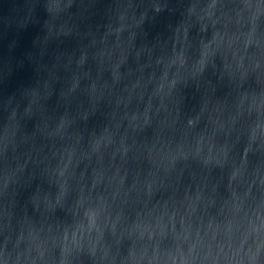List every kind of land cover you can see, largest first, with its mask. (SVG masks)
Here are the masks:
<instances>
[{
	"label": "clouds",
	"instance_id": "obj_1",
	"mask_svg": "<svg viewBox=\"0 0 264 264\" xmlns=\"http://www.w3.org/2000/svg\"><path fill=\"white\" fill-rule=\"evenodd\" d=\"M72 4L73 0H52V19L58 20L60 12L71 8ZM218 4L220 8L226 7L219 0H210L199 10L195 4L190 6L189 19L173 31L171 48L162 46L156 56L155 65L159 71H154L149 78L153 89L144 111L131 116L130 126L143 129L153 123L154 114L157 117L162 112L167 114L155 121L156 139L148 147L154 170L143 182L137 180L138 195L143 193L150 197L158 186L166 183L175 186L185 170L189 171L192 181L183 198L172 201L174 210L170 227L163 223V219L158 227L143 226L141 217L139 224L126 229L129 235L135 234L142 241L139 257L130 254L134 264L145 258L148 264H195L197 259H208L212 253L210 241L215 240L221 231L232 249L231 255L225 254L229 264L233 260L236 264H258L260 251L264 248V183H261L264 181V76L261 75L258 54L249 55L248 52L253 45H260L256 26L259 7L252 10L253 6L247 3L237 5L234 15L228 10L217 15ZM153 7L156 12L161 10L158 3ZM146 15V12L141 13L140 20L133 18V22H142ZM191 16H196L200 22L201 34L207 33L211 23L210 38L201 35L198 41L188 40ZM119 19L124 21L125 14L122 13ZM123 28L124 25L120 24L115 31L119 33ZM217 54L222 57L219 65L216 63ZM209 68L213 74L219 73L218 80L226 76L231 85L224 101H218L212 95L215 86L205 76ZM250 71L257 73L255 84L260 91L246 87ZM190 81L195 82L197 90L203 86L204 94L199 109L180 119L179 104L184 97L179 86H186ZM153 99L157 101L155 113L152 111ZM34 106L33 100L25 106L23 113L18 106L13 108L0 135L6 188L12 177L25 173L30 160L43 163L38 157L34 160L35 134L22 132L20 126L25 116L33 114ZM73 123L72 119L61 115L55 128L49 132L64 144L52 154L55 163L48 161L41 171L42 175L47 174L54 191H44L38 186L32 195L33 210L40 212L45 222L37 225L25 216L21 231L14 240L5 235V264L9 261L11 264H83L85 251L94 258V264L109 259L114 264L115 257L109 256L107 238L111 235L117 243L122 238L117 225L124 221L121 193L125 197L128 194L124 188V176L117 169L113 176L107 177V169L97 167L93 168L91 183H87L85 171H78V168L81 161L91 163L93 156L98 163L102 161V147L111 146L115 158L117 154L127 155L129 146L125 136L117 139L118 123L115 133L106 128L103 134L90 140V149L81 151L79 145L84 137L71 131ZM22 146L28 148L27 158L19 151ZM10 148L15 157L12 168L8 167ZM78 155L83 160L77 162ZM178 165L182 167L178 168ZM34 176V172L29 173L30 178ZM106 177L111 188L107 194L106 190H101ZM116 177L119 178L118 184L113 183ZM193 184L198 190L195 199L192 198ZM198 201L203 205L202 211ZM185 203L190 212L181 215L177 228L173 221ZM144 204L147 208V199ZM163 205L167 207L168 202ZM156 207L153 206L148 213L151 214ZM58 209L67 216L59 223L52 221L49 215ZM222 214L224 219L217 221V216ZM5 227L7 229V224ZM169 238L175 251L162 247ZM9 242H12L14 255L8 254ZM220 248L224 251V244ZM215 259L213 257L214 262Z\"/></svg>",
	"mask_w": 264,
	"mask_h": 264
},
{
	"label": "water",
	"instance_id": "obj_2",
	"mask_svg": "<svg viewBox=\"0 0 264 264\" xmlns=\"http://www.w3.org/2000/svg\"><path fill=\"white\" fill-rule=\"evenodd\" d=\"M210 0H73L71 8L60 12V18L53 20L51 10L52 0H0V135L13 108L19 107L23 113L30 101H35L34 112L20 121L21 130L29 135L35 134V155L43 163L32 160L23 174L12 177L5 187V161L0 154V264H5L4 240L10 235L12 240L21 231L24 217L27 216L37 225L45 222L40 212L33 210L32 195L39 186L44 191H54L48 181L47 174L42 175L44 164L55 163L53 152L62 149L64 142L58 137L50 136L61 115L72 119L71 131L82 134L84 139L79 145L81 151L90 149V140L100 136L106 128L116 132L119 123L117 139L125 136L129 146L127 155L117 154L113 158L111 146L102 147V161L98 163L95 156L91 163L77 156L78 171H85L86 182L91 183L93 168L103 167L107 177L113 176L119 169L124 176V188L127 196L121 193L124 203V221L119 222V243L111 235L108 236L110 257H115L114 264H134L132 256L139 257L141 243L137 235H129L127 228L135 223L143 226L158 227L163 219L165 225L171 226L170 216L174 210L173 199L180 200L184 191L192 183L189 171L185 170L178 184L157 187L150 197L137 193V180L143 182L154 170L148 154V147L155 142V121L166 116L160 113L153 115V123L140 128L130 126L131 116L142 113L147 105L153 89L150 77L159 68L155 65L156 56L161 48H171L173 31L186 19H189V8L195 4L197 10L208 4ZM160 4L161 10L156 12L153 5ZM225 4L217 15L228 10L234 15L237 5L250 3L255 10L259 7L256 20L260 45H253L249 55L258 54L261 61V75L264 76V0H219ZM147 13L140 23L141 13ZM125 14V20L119 19ZM191 28L188 40L198 41L201 35L208 38L212 35L209 22L207 33L199 32L200 22L196 16L190 18ZM124 25L123 31L115 29ZM195 51L192 55L195 56ZM220 54L216 63H221ZM219 73L213 74L209 68L205 76L211 79L215 86L212 93L218 101H224L231 90L227 77L218 80ZM257 73L250 71L246 87L260 91L255 84ZM184 99L179 104L180 119L199 109L204 87L197 90L195 82L190 81L186 86L180 85ZM251 90V89H250ZM157 101L153 99V113ZM85 116L87 117L85 119ZM142 120V115H141ZM27 158L28 148L22 146L19 150ZM91 151L89 156H91ZM48 159L45 160L44 158ZM15 166V157L9 149L8 167ZM182 167L178 165V168ZM75 169V162L72 165ZM70 170V175H71ZM35 173L33 178L29 173ZM215 174V173H214ZM107 177L101 185V190L111 191ZM119 178L113 181L118 184ZM264 183V181H261ZM221 192H224L223 185ZM198 195L193 184L192 198ZM118 198V202H119ZM147 199L148 207L144 201ZM168 202L165 207L164 202ZM159 202V204H158ZM200 211L203 205L198 201ZM157 206L151 214L148 211ZM179 206V205H177ZM190 212L185 206L175 216L174 223L180 227L182 214ZM264 212V207H262ZM199 214V213H197ZM51 220L57 223L67 218L66 213L57 210L50 213ZM224 215L217 216V221ZM115 220V217H113ZM207 217L205 218V221ZM7 224V229H6ZM203 235V233H202ZM211 234H209L210 236ZM264 238V229H262ZM212 253L208 259H197L195 264H229L225 254L231 255L228 238L223 231L215 240H211ZM224 244V251L220 245ZM162 247L175 251L171 238L164 241ZM187 249V244H185ZM207 251V249H204ZM199 252V249H197ZM8 254L14 255L12 242L8 243ZM151 248H149V255ZM213 257H216L215 262ZM127 258V259H126ZM11 264V261H9ZM83 264H94V258L85 251ZM95 264H101L95 261ZM102 264H113L111 259ZM135 264H148L147 258L137 260ZM232 264H236L233 260ZM258 264H264V248L261 249Z\"/></svg>",
	"mask_w": 264,
	"mask_h": 264
}]
</instances>
